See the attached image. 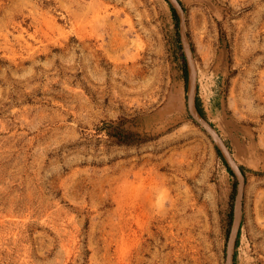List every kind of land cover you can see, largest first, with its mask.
<instances>
[{
	"label": "rangeland",
	"instance_id": "374dc122",
	"mask_svg": "<svg viewBox=\"0 0 264 264\" xmlns=\"http://www.w3.org/2000/svg\"><path fill=\"white\" fill-rule=\"evenodd\" d=\"M180 2L201 114L246 180L234 264H264V0ZM177 19L0 0V264H226L239 182L189 112Z\"/></svg>",
	"mask_w": 264,
	"mask_h": 264
},
{
	"label": "water",
	"instance_id": "95a60500",
	"mask_svg": "<svg viewBox=\"0 0 264 264\" xmlns=\"http://www.w3.org/2000/svg\"><path fill=\"white\" fill-rule=\"evenodd\" d=\"M172 6L178 21H179V33L181 38V43L183 46V52L187 62V72H188V106L189 112L193 120L199 124L204 131L210 136L214 144L222 154L223 158L227 162L229 168L236 176L239 186L237 190L236 202L234 205V220L231 228V233L228 240L227 252H226V264H234L235 261V251L237 247V242L240 234V230L243 223V200L245 193V176L242 169L238 166L232 157L230 150L223 140L219 137L217 132L211 127L207 122L204 115L201 114L197 103V72L193 60V51L189 41V35L186 31V20H185V10L180 0H167Z\"/></svg>",
	"mask_w": 264,
	"mask_h": 264
},
{
	"label": "trees",
	"instance_id": "16d2710c",
	"mask_svg": "<svg viewBox=\"0 0 264 264\" xmlns=\"http://www.w3.org/2000/svg\"><path fill=\"white\" fill-rule=\"evenodd\" d=\"M177 22H178V19H177ZM181 60L184 62V65H185V61H184V57H183V55H181ZM198 106H199V109H200V112H203L202 110H201V106H200V104L198 103ZM117 138H118V140L119 141H124L123 139H124V131L123 130H119V132H118V134H117ZM230 172H231V170H230ZM232 173V172H231ZM232 175H233V173H232ZM239 239H240V236H239ZM238 243H239V240H238ZM238 243H237V245H238Z\"/></svg>",
	"mask_w": 264,
	"mask_h": 264
},
{
	"label": "bare ground",
	"instance_id": "6f19581e",
	"mask_svg": "<svg viewBox=\"0 0 264 264\" xmlns=\"http://www.w3.org/2000/svg\"><path fill=\"white\" fill-rule=\"evenodd\" d=\"M225 120V119H224Z\"/></svg>",
	"mask_w": 264,
	"mask_h": 264
}]
</instances>
